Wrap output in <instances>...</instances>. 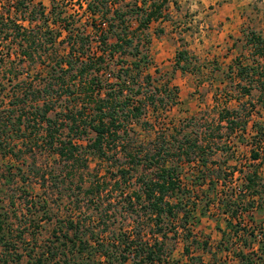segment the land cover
Here are the masks:
<instances>
[{
	"label": "rangeland",
	"instance_id": "374dc122",
	"mask_svg": "<svg viewBox=\"0 0 264 264\" xmlns=\"http://www.w3.org/2000/svg\"><path fill=\"white\" fill-rule=\"evenodd\" d=\"M214 1L168 0L164 6V17L153 21L143 31L149 36V44L146 48H141V57L146 55L149 64H141V74L140 71L131 73L134 78L138 77L135 83L139 87H130L131 94L127 91L123 93V96L131 99V104L137 101L134 93L140 90L138 100L144 102L143 115L127 125L129 137L124 143L125 153L108 148L111 150L106 151L108 158L99 159L89 155L87 150L81 157L85 167L65 164L51 149L41 144L40 136L44 132V125L40 126L37 119L33 121L34 110L30 106L33 104V91L45 88L41 76L48 73L54 52H59V55L64 53L65 45L60 43L63 36L58 37L53 47L45 42L47 49L44 48L43 51H48V54H42L40 59L36 57L33 62L17 56L18 51L14 47L0 44V141L13 146V153L7 154L5 158L0 156V218L4 220L3 233L7 234L10 246L9 252H5L0 246V264L3 261L6 264H35L34 260H29V256H40L51 242H54V246L59 245L55 237L65 232V222L69 219L85 222L103 240L117 234L129 238L135 234L136 238L138 233L142 242L152 243L155 238L160 239L153 235L155 227L145 220L139 205L131 211L127 200L131 192L139 189L137 178L147 176L152 171H145L142 163L130 167L125 157L129 153L133 155L141 151L139 156L143 159L146 152H153L157 141L168 146L173 156L169 159V164H184L179 168V180L182 184L190 185V180L193 179L192 168L183 163L184 158L178 159V152L175 150L185 139L197 141L199 145L206 147L209 161L221 167L219 175H228L234 168L233 173L228 175V184L223 189L225 192H229L233 186L238 189L245 182L246 174L252 167H257L258 163H253L250 158L251 149L257 148L252 140L257 129H252L251 124L258 123L262 127L259 131L262 136L259 138L258 148L260 155L264 157V0H243V6L249 9L245 13L248 23L241 30V39L235 41L236 60L231 66L233 74H230V67L226 69L221 63L219 55L208 57L207 53L198 50L197 43L194 42L203 32L212 30L206 8ZM39 2L46 10L50 9L49 0H34V3ZM80 4V0H57L56 7L65 16L76 20L77 24L89 26L90 20L86 19ZM249 4H252L250 8ZM134 21L133 24L136 25ZM34 25L39 26V23ZM42 27L43 31L47 30L45 26ZM91 47L92 52H97L94 40ZM181 50H186L194 57L190 64L191 72L185 74L173 70L174 57ZM129 60L127 57L123 58V61ZM120 64L116 60H106L107 68L101 71L99 77L104 86L107 81L116 82ZM239 67H253L257 75L238 77ZM69 76L67 74L68 78ZM145 76H150L151 79L148 81ZM26 84L29 88L32 86V89L27 94L22 121L17 124L20 109H15V105H12L14 99L11 96L22 94V89L28 86ZM42 96L43 99L36 102L39 107L48 98H44L45 94ZM61 98L66 99L62 102L58 100L52 105L53 110L47 113V117L55 118V114L64 110L66 104L69 108L78 110L83 106L81 103L84 100L81 98ZM84 104L88 108L87 103ZM223 109L237 111L239 117L248 122L244 134H229L218 122V114ZM87 112V109L84 110L83 116H89ZM88 129L75 141L81 148L94 138L95 134ZM60 133L64 138L67 134L66 126L61 128ZM171 136H174V140L169 139ZM169 142L171 146L168 145ZM122 168H130L125 180L121 179L118 172ZM258 168L260 180L264 182V164L260 163ZM97 182L103 183L101 191L91 199L90 195L86 196V189ZM221 189L219 185L209 193L210 202L213 203L203 215L196 212L199 222L192 227V236L199 243L207 242L208 245L215 246L219 242L221 233L217 230L225 225L227 217L216 209L215 199L219 198ZM193 191L199 196V189L193 187ZM206 202L207 198H201L198 208ZM242 217L247 221L248 214ZM171 226L175 227L172 232L170 224L165 227V254L179 264H187L183 248L191 238L187 243L184 242L182 238L185 237V231L176 224L172 223ZM71 234L68 236L71 237ZM238 243L239 237L237 243L232 241L226 246L232 249ZM191 249L205 263L236 264L231 251H221L227 257L225 260H221V253L217 260H210L209 253H203L201 248L196 249V244ZM57 259L62 258L59 256ZM68 260L69 264H79L71 256ZM47 263L44 261V264Z\"/></svg>",
	"mask_w": 264,
	"mask_h": 264
},
{
	"label": "trees",
	"instance_id": "16d2710c",
	"mask_svg": "<svg viewBox=\"0 0 264 264\" xmlns=\"http://www.w3.org/2000/svg\"><path fill=\"white\" fill-rule=\"evenodd\" d=\"M49 1L51 7L46 10L41 2L34 3V0H0V44L14 47L13 49L18 51L17 56L31 62L36 57L40 59L42 54H48V51H43L46 48L45 42L49 47H53L58 37L63 36L60 43L65 45L64 53L59 55V52H54L48 73L41 76L45 88L32 93L33 104L30 106L34 110L33 121L37 119L40 126L44 125L40 142L65 164L71 163L73 167H85L81 157L87 150L89 155L99 159L108 158L106 151L109 149L125 153L124 143L129 137L127 125H130L132 120L140 119L145 105L138 100L140 90L134 93L137 101L131 104V99L123 96V93L127 91L131 94L130 87H139L135 83L138 77L134 78L131 73L140 71L141 74V64H149L146 55L141 57V48H146L149 44V36L143 31L147 30L153 21L164 17V6L168 0H80L83 14L90 20L89 26L77 24L76 20L58 11L57 0ZM34 23H39V26ZM42 26L47 30L43 31ZM93 40L97 52H92ZM124 57L130 60L123 61ZM106 60H116L121 64L116 82L107 81L104 86L99 77L101 71L107 68ZM192 60L194 57L186 50L178 51L174 57L173 70L181 73L191 72ZM67 74L70 75L69 78ZM247 74L257 75L253 67H239L238 77L243 78V75ZM145 79L149 81L151 77L145 76ZM30 89L32 86L29 88L28 85L22 89V94L11 96L14 99L12 105H15V109H20L17 124L22 121L21 116L26 111L25 101ZM41 94L48 98L42 107H39L36 102L43 99ZM63 96L68 99L81 98L84 100L81 103L83 106L78 110L69 108L66 104L64 110L55 114V118L47 117V113L53 110L58 100L62 102L66 99L62 100ZM84 103H87L88 108H85ZM262 104L264 105V101ZM86 109L89 116L85 117L83 112ZM57 116L60 119H57ZM218 120L229 134H244L248 127V122L241 119L235 110H220ZM64 126L67 128L66 139L62 138L60 133ZM250 126L257 129L256 135L252 136L257 148L250 151V158L257 161L260 157L258 147L262 134H259V131L262 127L258 123ZM87 128L95 135L88 145L81 148L75 141L86 133ZM169 139L174 140V136ZM168 145L171 146V142ZM12 148L8 142L0 141V156L7 157V154L13 153ZM153 149V152H146L143 159L139 156L141 151L125 156L130 167L142 163L145 171H152L147 176L137 178L139 189L131 192L127 200L131 211L139 205L145 220L153 223L155 227L153 235L159 236L160 239L155 238L152 243L142 242L138 233L136 238L135 234L131 238L117 234L103 240L85 222L69 219L65 222V232L55 237L60 246H54V242H51L44 253L34 258L29 256V260H34L35 264H44V261H47V264H51V261L53 264H69L68 258L71 256L78 260L79 264H179L165 254V227L170 224L172 232L175 230V227L171 226L173 223L185 231V237L182 238L184 242L187 243L191 238L189 244H185L183 248L187 264H208L202 261L201 256L193 253V244H196V249L201 248L203 253H209L210 260H217L218 254L225 249L227 252L231 251L236 264H264V232L256 228L252 218V212L264 203V182L258 174L259 165L250 169L240 188L235 189L233 186L229 192H225L223 189L228 184V175L233 173L234 168L228 175H219L221 167L209 161L206 147L199 145L197 141L185 139L175 149L178 159L184 158L183 163L192 168L193 179L190 180V185L182 184L179 180V168L184 164H169V159L173 156L168 146L157 141ZM118 172L121 179L125 180L130 168H122ZM101 185L103 183L100 182L91 184L86 189V196L90 195L91 199H94L95 195H99ZM219 185L222 189L219 198L215 199L216 209L227 216L224 222L230 239L227 240V235L223 232L222 239L213 247L207 242L199 243L194 239L192 227L199 222L196 212L199 211V214L203 215L207 211L213 203L210 202L209 193ZM193 187L199 189L200 197L193 191ZM204 187L206 189L202 192ZM201 198H207V202L198 208ZM244 214H248L247 221L242 217ZM4 224V220L0 218V246L5 252H9L7 234L3 233ZM69 233H72L71 237L68 236ZM238 237L240 243L234 244L235 248L226 246L232 241L237 243ZM61 240L63 242H60ZM59 256L62 259H57ZM2 263L6 264L5 261Z\"/></svg>",
	"mask_w": 264,
	"mask_h": 264
},
{
	"label": "crops",
	"instance_id": "0c3cea01",
	"mask_svg": "<svg viewBox=\"0 0 264 264\" xmlns=\"http://www.w3.org/2000/svg\"><path fill=\"white\" fill-rule=\"evenodd\" d=\"M252 4H249V8ZM207 13L209 15V23L212 30L209 32H203L197 40V48L203 53H207L208 57H214L219 55L221 63L226 66V69L230 67V74L234 71L232 63L236 60L235 54V41L241 39V30L247 25V14L249 9L247 6H243V0H215L207 5ZM209 9V10H208ZM197 41V42H196ZM224 71V70H223ZM228 70H226L227 72ZM182 74V73H181ZM185 74V73H184ZM224 81V79L222 80ZM222 83V82H221ZM225 84V81L223 82ZM261 154V153H259ZM263 156L260 155L256 161L258 166L260 163L264 164ZM260 175V173H258ZM255 226L264 232V203L252 212ZM222 239V233L224 232L229 236V232L226 226L220 228ZM218 243V242H217ZM214 247V246H213ZM226 256L221 253V260H225ZM233 260H236L235 257Z\"/></svg>",
	"mask_w": 264,
	"mask_h": 264
},
{
	"label": "built area",
	"instance_id": "2783aa9c",
	"mask_svg": "<svg viewBox=\"0 0 264 264\" xmlns=\"http://www.w3.org/2000/svg\"><path fill=\"white\" fill-rule=\"evenodd\" d=\"M253 163H256V161H252ZM260 238V236H258V239Z\"/></svg>",
	"mask_w": 264,
	"mask_h": 264
}]
</instances>
